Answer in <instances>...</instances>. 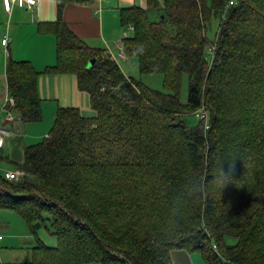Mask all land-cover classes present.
<instances>
[{"label":"trees","instance_id":"1","mask_svg":"<svg viewBox=\"0 0 264 264\" xmlns=\"http://www.w3.org/2000/svg\"><path fill=\"white\" fill-rule=\"evenodd\" d=\"M214 1L163 0L160 5L150 0L147 9L123 10L122 25L133 26L131 34L121 39L124 52L135 58L140 73H162L167 88L162 93L132 78L141 97L152 106L137 111L151 120V132L136 139V145H128L130 159L117 158V144L111 145L114 152L100 149L101 144L109 146L111 139L99 116L121 104L100 85L119 86L125 74L106 50L87 46L71 32L58 4L56 21L45 26L56 36V64L50 69L74 74L77 87L88 93L96 114L89 117L75 106L58 107L47 136L25 147L24 160L18 165L24 172L22 180L15 184L0 174V210L17 214L35 239L26 264H65L69 255L73 264H172L173 249L199 252L205 264H240L249 242L264 241V175L260 173L264 167V3L252 0L253 5L231 6L228 19L223 22L225 14L219 24L215 51L208 53V15L218 13L221 0ZM173 2H178L173 6L180 9L174 11L177 14ZM161 8L167 10L164 17L157 12ZM153 12L159 14L157 21L150 18ZM248 20L254 23L251 30L245 26ZM91 59L95 61L89 66ZM80 65L89 74L88 83L78 71L83 70ZM183 73L189 78L186 104L179 100ZM5 74L14 99L10 110L25 121L40 120L39 72L29 61L8 56ZM242 87L254 88L256 94L260 91L258 106L254 99L246 109L234 108L235 95ZM200 106L208 111L207 131L202 121L188 126L182 116ZM120 107L128 116L138 115L129 104ZM124 122L119 115L114 125L117 135L124 132ZM109 158L122 175L119 180L115 176L116 181L133 177L138 179L136 185H142L146 175L160 180L161 202L154 229L150 237L138 239L137 248L115 243L109 227L94 217L97 207L84 195L88 185L99 187L89 174H96L98 162ZM224 160L232 166L231 182L220 194L210 182L217 162ZM228 164L223 165L226 173ZM240 168L249 175L240 174ZM126 189L122 186L118 192L126 193ZM227 195L238 198L233 210L224 204L230 198ZM98 206L106 218L115 207L105 200ZM174 219L178 226L173 229ZM40 228L56 238L54 246L38 236ZM227 236L235 237L236 244H226ZM220 244L227 256L221 253Z\"/></svg>","mask_w":264,"mask_h":264},{"label":"rangeland","instance_id":"2","mask_svg":"<svg viewBox=\"0 0 264 264\" xmlns=\"http://www.w3.org/2000/svg\"><path fill=\"white\" fill-rule=\"evenodd\" d=\"M251 1L252 0H235L234 4L238 5L239 3L242 2L245 5H247L248 3L253 5V2ZM218 2L219 0L214 1V3H218ZM261 2L264 3V0H262ZM211 3H209V5ZM228 3L229 0H221L218 3V7H217L218 13L215 14V12L213 11V13L210 16L208 15L207 27L205 31V37L207 41L206 51L208 53H214L216 47L215 46L216 37H218L219 39L218 36V34L220 33L219 24H221L222 17H224L225 14L226 17L223 20V22L228 19L229 16L228 10L230 9L231 6L234 5L233 4L228 6ZM171 4H172L173 12L174 11L179 12L180 9L178 8L176 9L173 7L176 6L178 2H173ZM250 8L252 10L253 6H250ZM157 12H159V14L161 13L160 15L164 17L162 13L164 14L167 13V10L165 11L164 9L161 8ZM157 12H153L150 15V18L157 21L159 16ZM220 14H221V18L219 17ZM4 22L5 21L2 18H0V38H1V33L3 32ZM245 26L247 27L248 30H251L254 26V23L251 20H248L247 23H245ZM257 28L260 27L258 26ZM126 33L130 35L131 30L126 29ZM1 44H2V40H1ZM1 44H0V75L3 74L2 61L4 58L9 56L8 47L6 48L7 49L6 50L5 47H3L4 45L2 44L3 46H1ZM116 51L108 50L107 52L111 56L112 55L111 52L115 53ZM119 59L117 61L116 60L114 61H116V63L118 64L119 63L121 64L122 66L121 69L125 74V81L120 83L119 86H112L110 83L101 84L100 85L101 90L104 92L110 91L111 94L115 96L121 104L124 105L129 104V107L131 109H135L134 113L138 114L137 112L138 109L146 105L152 106V104L149 100H146L143 97H141L140 92L137 89V86L135 85V82L132 81V78H134V80L140 81V83L145 84L148 88L152 90L161 91L162 93H165L167 91V88L165 87L164 84V76L160 72H151V73H143V74L140 73L135 58H130L132 60H130L129 62H126L127 60L120 61ZM122 59H129V55H127L124 52ZM212 63H213V58L206 65V67L209 68L212 65ZM172 65L173 64H171L170 66ZM81 67L83 69L82 72L79 69L78 71L82 76L83 82L88 83L89 74L86 72L85 67L83 66ZM175 82L176 79L175 81L172 82V84H175ZM188 89H189V78L187 73H183L181 75L180 87H179V100L181 104H186L187 102ZM254 91H255L254 88L242 87V89L239 90L238 93L235 95V102L237 103V105L234 108L242 106L243 108L246 109L247 107L251 106V103L254 99H257L256 105L258 106L260 102V97L258 96V94L260 95V91L257 89V94L256 92L254 93ZM62 95H65V97L59 98L58 100L60 102H64V100L67 97L65 91L60 92L58 96H62ZM155 98H156L155 96L151 95V99H155ZM69 100H71L70 101L71 104H77L82 115L91 117L96 114V112L91 107L89 95H87L86 98H84V96L81 95L74 96L73 93H71ZM44 103H53V101L45 100L43 101L42 104ZM120 105H114L112 110L103 112L99 116V121H102V124L104 125L107 134H109L107 135V138L111 139L109 141L110 144L109 146L101 144L100 149L103 152H107L109 149V151L111 152L112 151L111 145L117 144L118 146V148H116L118 152L117 158L130 159L131 154L129 152L130 150L128 149L129 147L128 145L130 144L136 145L138 140L144 139V137L151 132L150 129L151 120H148L147 117H144L143 115H139V114L134 116H128L126 112H124V109L120 107ZM119 115L122 116L125 122L123 123L124 132L117 135L116 128L114 127V125L116 124V119ZM161 116L162 115H157L158 118ZM182 116L185 117L184 121L188 126L198 125L200 121L193 113H186L183 114ZM173 121H177V118H174ZM36 122L37 121H33V123ZM53 123H54V119L50 121L49 129L52 127ZM40 124L43 126L42 123ZM44 137L45 136L40 137L38 139V142L41 141ZM139 137L140 139H138ZM154 139L156 140L157 137L155 136ZM98 148L99 145H97V149ZM98 163L100 166L97 168L96 174L94 175L89 174V176H93L95 178V181H97V183L100 185H98L99 187L88 185L87 191L86 193H84V195H86L85 196L86 200L88 201V203H92L93 206L97 207L96 212L93 215L96 219H100L106 226L109 227L112 234L111 238L113 239V241H115V243L118 241L120 242L122 241L124 243V248H129V249L131 247L137 248L138 244L140 243L138 239L140 237L143 239L150 237L154 229L153 219L157 213L159 203L161 202L160 180H158V178L155 175H151V176L146 175V178L144 179L142 185H136L138 179H135L133 177H129L128 180L126 181H122V180L116 181L114 177L117 176L118 178L117 180H119V176L122 177V175L120 174L119 169L115 166L114 160L109 158L108 160H103V161L101 160ZM229 166L231 167V163H229ZM239 173L245 174L244 177H246V175H249V172H246L245 168L241 169V172ZM260 173L261 175H264V167L261 168ZM26 178L31 179V176L30 177L28 176ZM20 180H22V177L13 180V183L16 184ZM122 186H125L127 188L125 191L126 193L118 192L120 188H122ZM240 186L243 187L242 183H240ZM99 190H102V192L98 193ZM94 195H99L100 197ZM237 199H238L237 197L235 198L231 196L228 200H224L225 205H229V204L231 205L230 208H227L228 210H233V208L236 207V204H238ZM103 200L108 201L113 206H115L114 208H111V214L110 216H108V218H106L103 215V213H99L100 207L98 205L103 204ZM116 204H119V207L116 208ZM24 230L26 231L25 232L20 231L19 227H16V225L13 226L9 231L14 234L13 237L8 239L9 242L7 244H5V241H3L2 244L0 243V264H26V262L30 258L29 247L33 245V241L35 239L30 233V231L27 229V227L24 228ZM37 234L44 242L48 244L56 243V238L54 236L53 237L50 236L49 232L45 228L38 229ZM225 242L228 245H235L237 240L235 237L227 236L225 237ZM248 244L251 245H247V252L245 253L244 257L241 259L240 264H260L264 260L263 258L264 241L263 240L260 242L251 241ZM220 251L221 253H224L225 256L228 255V253L224 251L223 248H221V244H220ZM230 252L231 254H234V250H231ZM72 259L73 257L69 255L65 264H69L68 262L72 263Z\"/></svg>","mask_w":264,"mask_h":264},{"label":"crops","instance_id":"3","mask_svg":"<svg viewBox=\"0 0 264 264\" xmlns=\"http://www.w3.org/2000/svg\"><path fill=\"white\" fill-rule=\"evenodd\" d=\"M150 0H39L33 10L26 7L13 5L11 11L6 12L0 0V18L5 22L2 38L9 36L8 54L15 60H27L38 74V91L41 97L42 117L36 123L23 120L20 114L14 112L13 119H5V112L0 113V124L12 131L11 136L5 138L0 146V174L5 171L18 169V165L24 160L26 146L36 144L42 136H47L50 121L54 119L58 107H69L70 94L81 95L86 98L88 93L77 87L76 77L71 73H59L50 69L56 64L57 46L56 36L48 27L58 16V4L62 9V20L73 34L79 37L87 46L97 50L116 51L117 45L122 39L125 26L121 23L124 9L138 7L147 9ZM161 5L163 0H157ZM1 46H3L1 44ZM4 47V46H3ZM6 49V48H5ZM7 58L2 61L3 74L0 75V105L8 95L5 66ZM129 62L132 59H119ZM119 61V62H120ZM122 68L121 64L119 63ZM62 87V88H61ZM66 92V99L60 102V92ZM83 94V95H82ZM51 100L53 103H43ZM66 103V104H65ZM47 118V119H46ZM42 121V122H41ZM42 123L43 126L40 124ZM25 232L27 226L15 213L8 210H0V243L13 237L9 232L15 226ZM46 243V242H45ZM48 244V243H46ZM54 246L55 244H48ZM34 246L29 247L30 249ZM172 264H205L199 252H190L185 249H173L170 252Z\"/></svg>","mask_w":264,"mask_h":264},{"label":"built area","instance_id":"4","mask_svg":"<svg viewBox=\"0 0 264 264\" xmlns=\"http://www.w3.org/2000/svg\"><path fill=\"white\" fill-rule=\"evenodd\" d=\"M39 0H1V4L3 9L6 12H10L13 5H17L19 7H26L28 10H33L36 8L37 3ZM235 3V0H229L228 6L233 5ZM126 29H130L131 31L133 30L132 25H127L125 27V30L122 32V38L128 36L126 33ZM9 42V36L6 34L2 38V44L4 45L5 48H7ZM7 50V49H6ZM123 46L121 44V41L117 45V51L115 53L111 52V56L114 60H118L119 58H122L123 56ZM8 91V90H7ZM9 93V92H8ZM14 106V99L13 97L8 94L6 97L3 99L2 104L0 105V113L5 112V119H13L14 117V112L11 111V107ZM193 114L203 122V128L204 131H207L209 128V115L207 109H205L204 106H200L198 109H196ZM12 131L4 126L3 124H0V146H2L5 142V138L11 136ZM4 177L8 180H15L18 179L19 177H22L24 175V172L21 171L20 169H15L12 171H5L3 174ZM2 238V235H0V239ZM213 248L216 249V246L213 245Z\"/></svg>","mask_w":264,"mask_h":264},{"label":"clouds","instance_id":"5","mask_svg":"<svg viewBox=\"0 0 264 264\" xmlns=\"http://www.w3.org/2000/svg\"><path fill=\"white\" fill-rule=\"evenodd\" d=\"M225 163L228 164V162L226 160L217 162L216 167H215V171L213 173L214 178L210 182L211 186L213 188H215L217 191H219L220 194H221L222 190L224 189V187L231 182L230 172L232 170V166L230 167L228 164L229 168H228V172L226 173L224 168H223V165ZM177 226H178L177 221L174 219L173 223H172L173 229L176 228Z\"/></svg>","mask_w":264,"mask_h":264},{"label":"water","instance_id":"6","mask_svg":"<svg viewBox=\"0 0 264 264\" xmlns=\"http://www.w3.org/2000/svg\"><path fill=\"white\" fill-rule=\"evenodd\" d=\"M94 61H95L94 59H91V60L89 61V63H88L89 66H91V65L94 63ZM92 264H97V263H92Z\"/></svg>","mask_w":264,"mask_h":264}]
</instances>
